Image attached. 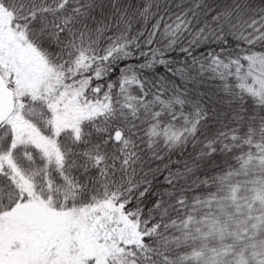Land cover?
Returning <instances> with one entry per match:
<instances>
[{"label": "snow or ice", "instance_id": "1", "mask_svg": "<svg viewBox=\"0 0 264 264\" xmlns=\"http://www.w3.org/2000/svg\"><path fill=\"white\" fill-rule=\"evenodd\" d=\"M0 264H264V0H0Z\"/></svg>", "mask_w": 264, "mask_h": 264}]
</instances>
